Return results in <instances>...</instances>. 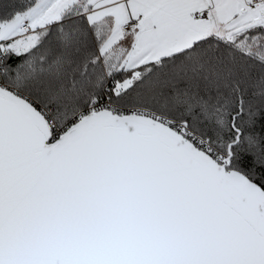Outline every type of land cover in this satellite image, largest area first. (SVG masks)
Instances as JSON below:
<instances>
[{"label": "snow or ice", "instance_id": "snow-or-ice-1", "mask_svg": "<svg viewBox=\"0 0 264 264\" xmlns=\"http://www.w3.org/2000/svg\"><path fill=\"white\" fill-rule=\"evenodd\" d=\"M0 264H264V0H0Z\"/></svg>", "mask_w": 264, "mask_h": 264}]
</instances>
